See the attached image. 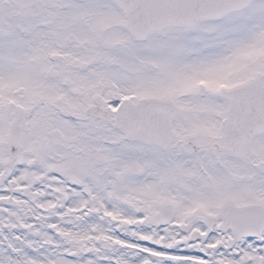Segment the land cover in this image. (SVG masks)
<instances>
[{
    "label": "snow or ice",
    "instance_id": "obj_1",
    "mask_svg": "<svg viewBox=\"0 0 264 264\" xmlns=\"http://www.w3.org/2000/svg\"><path fill=\"white\" fill-rule=\"evenodd\" d=\"M0 264H264V0H0Z\"/></svg>",
    "mask_w": 264,
    "mask_h": 264
}]
</instances>
